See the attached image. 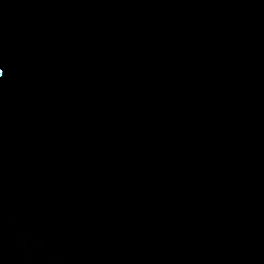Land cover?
I'll return each mask as SVG.
<instances>
[{"label":"water","instance_id":"95a60500","mask_svg":"<svg viewBox=\"0 0 264 264\" xmlns=\"http://www.w3.org/2000/svg\"><path fill=\"white\" fill-rule=\"evenodd\" d=\"M0 264H264V0H0Z\"/></svg>","mask_w":264,"mask_h":264},{"label":"snow or ice","instance_id":"6c2138e0","mask_svg":"<svg viewBox=\"0 0 264 264\" xmlns=\"http://www.w3.org/2000/svg\"><path fill=\"white\" fill-rule=\"evenodd\" d=\"M5 75V68L3 66H0V77Z\"/></svg>","mask_w":264,"mask_h":264}]
</instances>
